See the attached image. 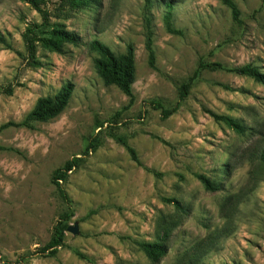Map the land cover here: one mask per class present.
Listing matches in <instances>:
<instances>
[{"label": "rangeland", "instance_id": "obj_1", "mask_svg": "<svg viewBox=\"0 0 264 264\" xmlns=\"http://www.w3.org/2000/svg\"><path fill=\"white\" fill-rule=\"evenodd\" d=\"M233 1L240 22L221 0H41L52 21L63 10L59 21L82 41L63 55L40 48L43 66L33 68L18 52L27 26L42 18L27 0H0V35L14 48L0 43V127L74 85L55 119L0 130V264H153L135 240L168 246L156 264H264V85L206 68L180 98L200 63L264 73V0ZM94 40L115 53L134 46L133 102L98 75ZM158 104L172 113L164 117ZM72 162L56 186L54 172ZM76 223L78 235L68 231ZM62 224L65 246L43 252Z\"/></svg>", "mask_w": 264, "mask_h": 264}, {"label": "trees", "instance_id": "obj_2", "mask_svg": "<svg viewBox=\"0 0 264 264\" xmlns=\"http://www.w3.org/2000/svg\"><path fill=\"white\" fill-rule=\"evenodd\" d=\"M47 1V0H42ZM93 0H60V3L64 6L74 7L78 5H84ZM223 4L227 5L234 16V19L240 22V10L233 0H221ZM36 10L41 18L42 22L31 23L25 29L22 38L25 47V54L18 52V55L24 56L28 65L33 68H40L43 66L40 58L38 57L39 49L47 50L50 52L65 54L67 45H78L81 43V37L74 31L68 29L66 24L62 23L61 19L64 17L61 10L60 14L57 15V21H52V13L45 7L42 6L41 0H27ZM152 0H146L147 4H150ZM170 7V5H168ZM170 18V16H167ZM149 26V24H148ZM170 33H177L176 30L169 27ZM0 43L6 46L7 49L13 50V44L4 35H0ZM92 49L97 53V57L94 60L95 68L98 75L101 77L103 82L108 86L118 87L125 95L130 98V101H134L133 85L136 79V65H135V49L133 45H128L124 53H115L109 46L99 40H94L91 43ZM146 48L149 53L150 65L153 67L155 64V50L153 44V33L148 29V35L146 40ZM210 68L212 70H224L229 73H235L240 76H246L254 79L256 82L264 85V73L261 72L257 67L252 64H247L242 67L228 68L219 63L203 64L200 63L198 69L189 81L183 84L180 88V98L183 100L189 95L194 82L199 78L203 69ZM12 90L10 89V93ZM74 92V85L72 83L65 84L54 96H47L38 99L35 107L32 111L24 118L22 122H9L0 127V130L8 127L16 128H34V122H45L58 117L68 106ZM157 107L162 109L164 117H168L172 112L165 110L162 105L158 104ZM214 115V114H213ZM214 117L218 120H225L229 126L234 128L236 131L241 132L242 128L234 120L224 116ZM120 139V138H119ZM120 141L128 149L132 159L139 165H142L137 157L135 150L128 145V143L120 139ZM261 160L264 163V150L261 154ZM74 167L73 162L69 163L63 169H58L53 174V182L56 186L60 187V181L66 178L67 172L71 171ZM147 171L151 170L145 168ZM198 179L205 185L207 190L217 191L218 186L209 178L205 176H198ZM65 200L67 199L66 194L61 191ZM166 202L172 203L178 210H183L181 203L175 199H166ZM67 230L66 224H62L60 227H56L54 236L51 242L43 249L48 251L49 255H55L59 247L65 246L64 232ZM135 245L142 250L147 258L153 263H158L168 253V246L162 241L148 242V241H134ZM74 253L81 259L89 260L87 256L77 250H73ZM187 264H197L189 261Z\"/></svg>", "mask_w": 264, "mask_h": 264}, {"label": "water", "instance_id": "obj_3", "mask_svg": "<svg viewBox=\"0 0 264 264\" xmlns=\"http://www.w3.org/2000/svg\"><path fill=\"white\" fill-rule=\"evenodd\" d=\"M68 231L71 233L78 235L79 234V229H78V224L76 223L74 227H69Z\"/></svg>", "mask_w": 264, "mask_h": 264}]
</instances>
